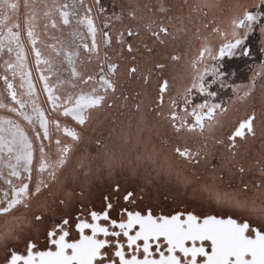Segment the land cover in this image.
I'll use <instances>...</instances> for the list:
<instances>
[{"label": "snow or ice", "instance_id": "6c2138e0", "mask_svg": "<svg viewBox=\"0 0 264 264\" xmlns=\"http://www.w3.org/2000/svg\"><path fill=\"white\" fill-rule=\"evenodd\" d=\"M0 264H264V0H0Z\"/></svg>", "mask_w": 264, "mask_h": 264}]
</instances>
